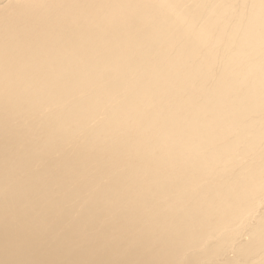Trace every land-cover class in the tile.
<instances>
[{
  "label": "bare ground",
  "instance_id": "obj_1",
  "mask_svg": "<svg viewBox=\"0 0 264 264\" xmlns=\"http://www.w3.org/2000/svg\"><path fill=\"white\" fill-rule=\"evenodd\" d=\"M0 264H264V0H0Z\"/></svg>",
  "mask_w": 264,
  "mask_h": 264
}]
</instances>
